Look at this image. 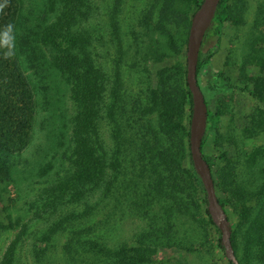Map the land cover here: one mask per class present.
<instances>
[{"label":"rangeland","instance_id":"obj_1","mask_svg":"<svg viewBox=\"0 0 264 264\" xmlns=\"http://www.w3.org/2000/svg\"><path fill=\"white\" fill-rule=\"evenodd\" d=\"M15 1L27 46L36 24L43 29L66 11L68 25L76 20L71 27L86 41L100 91L93 127L75 139L80 165L72 89L59 77L51 83L63 125L47 91L35 95L28 144L0 182V264H228L189 166L185 53L196 0H56L53 9L50 0ZM226 4L236 20L209 34L203 50L212 56L198 70L211 122L203 152L216 158V193L241 264H262L248 247L246 208L264 183V0ZM246 85L257 87L256 97L233 87ZM148 138L168 158L150 160Z\"/></svg>","mask_w":264,"mask_h":264},{"label":"trees","instance_id":"obj_2","mask_svg":"<svg viewBox=\"0 0 264 264\" xmlns=\"http://www.w3.org/2000/svg\"><path fill=\"white\" fill-rule=\"evenodd\" d=\"M55 1H49L50 8H55ZM226 1H220L213 22L205 34L199 54L198 70L212 56L211 51L205 54L203 50L209 34L213 33L219 36L221 25L236 20V17H232L227 13V9L230 7H228ZM195 2L196 7H198L199 0ZM19 14L20 6L16 5L15 0H0V182L5 175H8L10 160L15 158L28 144V132L34 114L35 95L38 92L47 91L46 102L49 108H52L54 118L58 121L61 120L63 125L65 114L62 109L61 98L51 83L56 77H59L63 84L65 82L72 89L76 114L71 138L75 142L81 131L87 128L88 131L93 127L94 117L92 113H94L96 92L100 91L99 73L90 54L85 51L86 41L71 27L76 20L71 23L72 25H68L70 23L66 19L68 16L67 11L62 18H58L56 22L46 25L43 29L39 24H36V29L34 27L31 29L33 39L29 46H27L23 34L19 31L21 18V14ZM218 75L223 76L221 73ZM233 87L241 92L248 93L252 97L257 96V87H250L249 85L242 88ZM103 90L104 88L101 85V92ZM187 96L188 101L191 102L189 91H187ZM151 105L154 106L153 103ZM147 110L142 111V118ZM147 123L151 124L149 121ZM210 123V114L208 113V127H210ZM159 124L161 123L159 122ZM162 130L169 133L171 127L166 125L162 127ZM150 132L154 137L155 134L152 131ZM149 141L152 143V140L148 138L144 146L151 154L150 160H153L155 156L157 157V154H160V158L163 160L168 158L165 153L153 151L154 147L151 146ZM75 143V162L80 165L81 162H84V158L81 157L82 152L77 147L78 142ZM204 158L212 168L216 158L205 153ZM153 166L155 168L154 163ZM189 166L193 175L196 176L192 163ZM83 172L85 173V170ZM85 174L88 175L89 172ZM165 187V182L157 184L156 192L164 195L167 191ZM258 195L260 199L256 205L246 208L249 222L248 247L250 251L253 248L257 250L260 262L264 264V183ZM219 202L225 210L224 200L219 199ZM205 214L209 223L216 228L207 209ZM253 214L255 215L253 216ZM235 233L236 231L232 230L231 242L238 262L241 264V260L236 254ZM218 246L220 247V238ZM228 264L231 263L228 262Z\"/></svg>","mask_w":264,"mask_h":264},{"label":"water","instance_id":"obj_3","mask_svg":"<svg viewBox=\"0 0 264 264\" xmlns=\"http://www.w3.org/2000/svg\"><path fill=\"white\" fill-rule=\"evenodd\" d=\"M220 1L201 0L190 21L185 53V79L191 98L189 153L193 169L198 175L206 194L207 212L220 233V244L225 256L231 264H239L231 242V224L219 202L212 168L205 160L202 150V142L208 128V107L198 82V62L205 34L213 22Z\"/></svg>","mask_w":264,"mask_h":264}]
</instances>
